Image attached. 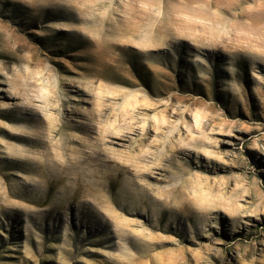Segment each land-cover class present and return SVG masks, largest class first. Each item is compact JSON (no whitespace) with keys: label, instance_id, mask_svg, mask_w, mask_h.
Masks as SVG:
<instances>
[{"label":"rangeland","instance_id":"1","mask_svg":"<svg viewBox=\"0 0 264 264\" xmlns=\"http://www.w3.org/2000/svg\"><path fill=\"white\" fill-rule=\"evenodd\" d=\"M0 264H264V0H0Z\"/></svg>","mask_w":264,"mask_h":264},{"label":"bare ground","instance_id":"2","mask_svg":"<svg viewBox=\"0 0 264 264\" xmlns=\"http://www.w3.org/2000/svg\"><path fill=\"white\" fill-rule=\"evenodd\" d=\"M125 147V146H124ZM154 153V152H153Z\"/></svg>","mask_w":264,"mask_h":264}]
</instances>
